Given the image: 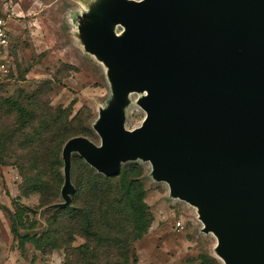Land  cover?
Segmentation results:
<instances>
[{
    "label": "water",
    "instance_id": "95a60500",
    "mask_svg": "<svg viewBox=\"0 0 264 264\" xmlns=\"http://www.w3.org/2000/svg\"><path fill=\"white\" fill-rule=\"evenodd\" d=\"M97 28L87 43L116 103L143 91L144 117L126 129L111 105L95 124L99 146L84 136L63 143V204L73 152L105 176L148 160L172 195L197 207L225 264H264V0H117Z\"/></svg>",
    "mask_w": 264,
    "mask_h": 264
},
{
    "label": "rangeland",
    "instance_id": "374dc122",
    "mask_svg": "<svg viewBox=\"0 0 264 264\" xmlns=\"http://www.w3.org/2000/svg\"><path fill=\"white\" fill-rule=\"evenodd\" d=\"M116 1L0 0V15L7 20L16 63L14 78L0 84V96L19 90L30 93L43 85L44 98L52 107H70V116L80 108L89 112L84 125L90 134L84 136L94 146L100 145L95 130L99 112L111 105L123 112L126 129L139 126L144 112L138 100L145 92L127 91L121 95L123 102L116 103L108 67L87 43L89 28L105 26ZM108 27L115 35L122 31L117 23ZM127 163L141 168L143 200L152 215L146 233L130 243L131 264H225L216 238L203 230L197 207L172 195L167 184L153 176L148 160L135 158L120 167ZM77 175L71 163L74 187ZM20 183L14 166L0 164V264H62V248L44 252L38 248L43 244L35 242L61 197L58 194L52 203L39 207L38 194L21 195ZM82 241L75 237L72 245Z\"/></svg>",
    "mask_w": 264,
    "mask_h": 264
},
{
    "label": "trees",
    "instance_id": "16d2710c",
    "mask_svg": "<svg viewBox=\"0 0 264 264\" xmlns=\"http://www.w3.org/2000/svg\"><path fill=\"white\" fill-rule=\"evenodd\" d=\"M8 51L13 55L12 46ZM44 92L40 85L30 93L19 90L0 96V164L16 168L20 194L36 192L39 207L60 196L63 143L90 134L84 125L89 112L80 108L70 116V107H52ZM71 163L78 172L76 186L71 183L67 204L62 198L53 204L46 229L35 239L38 246L43 244L38 248L44 252L62 248V264H131L130 243L145 234L152 221L143 200L141 168L127 163L105 176L78 155L71 154L70 167ZM75 237L82 243L73 246Z\"/></svg>",
    "mask_w": 264,
    "mask_h": 264
},
{
    "label": "built area",
    "instance_id": "2783aa9c",
    "mask_svg": "<svg viewBox=\"0 0 264 264\" xmlns=\"http://www.w3.org/2000/svg\"><path fill=\"white\" fill-rule=\"evenodd\" d=\"M9 27L7 20L0 16V83L10 81V74L15 72V65L11 54L8 51ZM179 225V223H176Z\"/></svg>",
    "mask_w": 264,
    "mask_h": 264
}]
</instances>
